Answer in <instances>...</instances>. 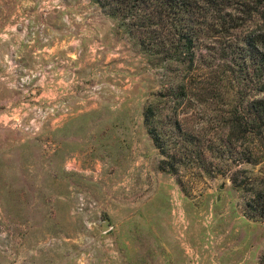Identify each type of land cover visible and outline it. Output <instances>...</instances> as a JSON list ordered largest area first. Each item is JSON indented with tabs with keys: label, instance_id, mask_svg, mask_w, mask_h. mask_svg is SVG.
Instances as JSON below:
<instances>
[{
	"label": "rangeland",
	"instance_id": "1",
	"mask_svg": "<svg viewBox=\"0 0 264 264\" xmlns=\"http://www.w3.org/2000/svg\"><path fill=\"white\" fill-rule=\"evenodd\" d=\"M18 3L0 0V22ZM79 4L89 9L101 45L112 53L102 64V105L82 122L37 134L0 120V264H261L264 221L245 215L246 194L228 175L239 169L241 181L262 176L264 162L245 165L228 152L217 157L221 105L196 88L174 110L164 70L139 53L117 21L95 14L92 0L64 1V7ZM197 82L196 76L192 87ZM13 92L16 99L20 93ZM147 107L155 111L160 142L175 157H162L154 147L144 124ZM5 110L0 103V115ZM185 136L193 147L182 151ZM86 150L89 157L81 155ZM163 158H181L177 175L154 171ZM99 163L106 165L105 177L93 172ZM106 191L123 207L110 211ZM112 216L135 224L121 229L117 245L101 229Z\"/></svg>",
	"mask_w": 264,
	"mask_h": 264
},
{
	"label": "trees",
	"instance_id": "2",
	"mask_svg": "<svg viewBox=\"0 0 264 264\" xmlns=\"http://www.w3.org/2000/svg\"><path fill=\"white\" fill-rule=\"evenodd\" d=\"M92 2L106 17L117 21L150 64L164 70L174 110L188 90L196 88L207 100L221 105L217 112L221 151L217 157L223 159L228 152L245 165L264 162V0ZM196 76L198 86L192 87ZM154 115L151 107L145 109L144 124L154 147L162 157H175L176 153L160 142ZM184 141L182 151H187L186 144L193 147L190 137L185 136ZM181 158L174 162L163 158L158 169L177 175L176 163ZM196 158V162L204 161ZM239 173V169L232 171L228 178L246 194L245 215L264 221V175L241 181Z\"/></svg>",
	"mask_w": 264,
	"mask_h": 264
},
{
	"label": "crops",
	"instance_id": "3",
	"mask_svg": "<svg viewBox=\"0 0 264 264\" xmlns=\"http://www.w3.org/2000/svg\"><path fill=\"white\" fill-rule=\"evenodd\" d=\"M18 1L20 3L17 5H10L4 14L5 18L0 22V77L8 74L3 67V55L9 52L16 54V62L22 70L34 69L39 63H46L54 57L66 60V64L59 65L62 69L61 76L58 72L52 82L46 84L44 88H33L31 100L46 101L63 95L74 110L72 115L63 118L58 123L47 122L43 127L48 128L54 125L55 129L59 130L68 124L82 122L102 105L100 97L102 93L91 96L88 95V90L94 83L99 82L96 80L97 78L102 80L103 67H105L102 64H106L110 55L112 56V53L106 52L105 44L101 45L100 35L95 32L96 29L100 33L98 25L93 22V17L89 18L90 15H87L90 12L89 9L83 8L84 5L81 7V4L73 6L75 9L66 5L64 10L46 12L40 10L39 2L35 4L29 0ZM95 12V14L99 13L98 15L106 18L97 5H95ZM66 13L71 18L69 23L64 20ZM24 16L30 17V25L25 27L27 29L25 33L22 31ZM74 16L79 19L75 20ZM39 25L44 27L42 32L36 28ZM42 33L47 36V40L42 39ZM98 60L101 62V68L96 71L94 63ZM8 88L5 81L0 78V89L5 91L0 93V103L4 104L6 108L4 116L0 115L1 119L2 117L8 119V113L11 117H16L14 111L17 110L16 107L21 99V95L14 99L13 91L15 90L11 89V91ZM73 155L80 167V156L89 157L91 153L86 150L81 155L78 152ZM105 168V164L99 163L93 168V172L99 177H105ZM154 171H161L157 164L154 166ZM103 198L110 211H116L118 207L119 209L123 207L119 198L111 196L109 191H106ZM115 204H119V206L117 207ZM124 226L128 231L133 229L135 227L134 219L116 216L109 218L108 234L114 237L116 245L120 241L118 237L125 234V229L121 230Z\"/></svg>",
	"mask_w": 264,
	"mask_h": 264
},
{
	"label": "built area",
	"instance_id": "4",
	"mask_svg": "<svg viewBox=\"0 0 264 264\" xmlns=\"http://www.w3.org/2000/svg\"><path fill=\"white\" fill-rule=\"evenodd\" d=\"M65 0H41L39 2L40 10L42 11H57L64 10ZM66 23L71 21L68 14L64 15ZM24 28L22 31L25 33L27 25H30V17L24 16L22 18ZM37 30H44L43 25L36 27ZM31 33V31H29ZM32 34V33H31ZM42 39L47 40V36L42 33ZM16 54L9 52L3 55V66L8 74L2 75L0 78L5 81L6 85L21 95L20 103L16 107V117H11L8 113V119L11 120L15 126L22 131L29 134H37L41 131L44 124L58 123L63 118L70 116L74 110L67 102L63 95L53 98L52 100H31L33 88H44L46 84L51 83L56 73L61 76L60 64H66V60H61L54 57L46 63H39L34 69L22 70L16 62ZM72 78V77H71ZM70 78V79H71ZM104 88V84L99 81L94 83L88 90V95L95 96L99 94ZM12 110L14 108H11ZM3 120V119H0ZM80 209H82L84 202L83 197H80ZM91 260V257H88Z\"/></svg>",
	"mask_w": 264,
	"mask_h": 264
},
{
	"label": "water",
	"instance_id": "5",
	"mask_svg": "<svg viewBox=\"0 0 264 264\" xmlns=\"http://www.w3.org/2000/svg\"><path fill=\"white\" fill-rule=\"evenodd\" d=\"M101 229H102L103 231H106V230L109 229V220H108V219H106V220L102 223V225H101Z\"/></svg>",
	"mask_w": 264,
	"mask_h": 264
}]
</instances>
